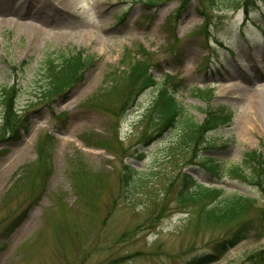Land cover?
<instances>
[{"label": "rangeland", "instance_id": "1", "mask_svg": "<svg viewBox=\"0 0 264 264\" xmlns=\"http://www.w3.org/2000/svg\"><path fill=\"white\" fill-rule=\"evenodd\" d=\"M30 1L40 6L32 28L0 15V88L16 95L7 122L0 108V264H186L233 227L205 224L200 204L180 200L199 184L256 198L257 217L259 189L211 166L264 154V121L231 88L238 74L264 73V0ZM70 49L92 63L74 85L38 98L48 56ZM136 58L195 122L208 107L224 111L195 154L176 148L177 123L152 125L156 86L133 101L126 75ZM262 249L252 233L209 264H251Z\"/></svg>", "mask_w": 264, "mask_h": 264}, {"label": "trees", "instance_id": "2", "mask_svg": "<svg viewBox=\"0 0 264 264\" xmlns=\"http://www.w3.org/2000/svg\"><path fill=\"white\" fill-rule=\"evenodd\" d=\"M211 4L217 0H205ZM227 6L238 5L240 0H221ZM246 2L247 0H242ZM153 2V0H146ZM52 52L47 58V69L44 75L45 93H39L38 98H48L56 95L70 86L74 85L82 77V72L92 63V57L87 56L82 50L70 49L60 51L59 54ZM136 58L129 66L127 80L137 85L133 101L137 95L147 86L154 85L157 90L150 103L148 111L157 112L153 126L159 123V127H172L178 124V138L176 148L193 152L198 145L207 143V134L224 122L226 115L219 109H205V117L201 123L195 122L193 118L185 114V110L178 102L175 93L166 89L165 85L157 82L154 77L147 73L148 63ZM15 88L3 86L0 88V108L2 120L7 122L15 113ZM210 145V144H208ZM198 148V147H197ZM210 162V161H209ZM210 167V166H208ZM215 167V168H214ZM211 166V170L222 171L233 174L243 180L255 185L264 195V154L258 150H250L244 153L241 164L226 168L220 164ZM189 177L188 174H186ZM182 202L200 204L202 220L208 225L233 224L229 234L217 241L211 251L201 255L193 256L186 264H209L220 259L230 248L241 240L249 237L252 233L264 236V205L257 208V217L249 216L251 210L256 208V198L238 193L236 191L226 192L219 188H212L199 184L192 190L183 194L179 192ZM251 264H261L264 261V249L257 251L250 257Z\"/></svg>", "mask_w": 264, "mask_h": 264}, {"label": "bare ground", "instance_id": "3", "mask_svg": "<svg viewBox=\"0 0 264 264\" xmlns=\"http://www.w3.org/2000/svg\"><path fill=\"white\" fill-rule=\"evenodd\" d=\"M21 9H16L9 3H13L12 0H5V6L0 10V15L3 22L15 25L19 30L32 28L31 24L35 19V14L39 13L40 6H37L30 0H20ZM55 5L60 8H67L69 0H52ZM58 9V8H57ZM34 10V11H32ZM57 16H51L50 18H42L41 21H47L46 25L55 22ZM45 21V22H46ZM36 33H40L39 29H34ZM228 74V73H227ZM229 76H234L232 73ZM240 79V82L233 83L231 88H238L244 95L248 96V108L251 114L257 116L259 120L264 121V73L257 71L253 76H248L246 73L238 74L235 76ZM255 85V87H254Z\"/></svg>", "mask_w": 264, "mask_h": 264}]
</instances>
